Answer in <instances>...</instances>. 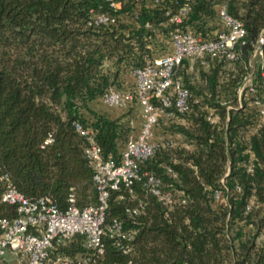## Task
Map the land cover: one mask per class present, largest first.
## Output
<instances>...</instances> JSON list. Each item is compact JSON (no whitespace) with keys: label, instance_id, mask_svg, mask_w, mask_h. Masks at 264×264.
<instances>
[{"label":"trees","instance_id":"1","mask_svg":"<svg viewBox=\"0 0 264 264\" xmlns=\"http://www.w3.org/2000/svg\"><path fill=\"white\" fill-rule=\"evenodd\" d=\"M117 1L118 9L107 0H0V171L29 198L47 194L63 207L73 192L79 206L96 202L93 168L83 153L87 139L74 121L93 131L105 157L119 159L129 117L90 102L111 85L133 86L132 69L163 49L171 26L165 8L175 6L173 0ZM221 1L193 0L184 23L210 34ZM225 2L246 28L238 57H209L206 66L183 60L177 73L189 89L190 109L159 117L157 136L173 143L140 164L175 200L164 203L139 182L132 193L111 189L105 220H121L131 236L105 234L104 250L95 254L75 235L51 254H67L74 264H264V123L252 102L264 95V42L253 70L255 92L245 86L238 100L264 25V0ZM91 8L125 12L126 19L93 27L86 23ZM207 108L217 113L215 123L205 118ZM216 187L224 188L225 202H214ZM139 201L138 212L129 213ZM15 213L0 200V217Z\"/></svg>","mask_w":264,"mask_h":264},{"label":"built area","instance_id":"2","mask_svg":"<svg viewBox=\"0 0 264 264\" xmlns=\"http://www.w3.org/2000/svg\"><path fill=\"white\" fill-rule=\"evenodd\" d=\"M107 1L113 9L120 8L119 1ZM161 1L151 0L153 5ZM192 3L193 0H173L175 7L165 8L171 26L165 34L163 49L148 57L142 66L132 69L133 86L119 88L111 85L101 96L102 102L109 107H127L133 102L140 106L141 121L138 125L128 116L129 128L119 159L105 157L93 131L74 121L75 129L87 139L83 153L93 168L92 179L97 189L95 203L79 206L73 192L68 194L63 207L47 194L29 198L10 181L7 172L0 171V200L13 204L16 211L13 217H0V264H74V259L67 254H51L53 246L66 243L75 235H82L83 244L95 254H101L104 250L103 235L129 238L132 233L124 229L121 220H105L111 189L124 186L132 193L134 183L139 182L146 193L155 195L162 202L171 204L175 200L174 191L164 187L160 177L142 169L140 164L158 146L173 143L171 136H157L155 128L159 117L167 120L190 109V92L177 69L184 59L190 65L197 62L203 66L208 64L209 57L235 60L239 54L237 43L246 34L242 20L227 11L225 0L217 4L216 27L210 34H203L184 23L192 10ZM138 10L139 7L133 10V17H137ZM126 14L91 8L86 23L93 27L118 24L126 19ZM263 42L264 25L254 42L251 56H261ZM249 64L251 66L250 59ZM245 86L254 94L252 69L238 89L239 101ZM252 102L257 105L259 123H264V95L263 98L256 95ZM230 107L231 104H228L227 108ZM204 115L211 123L218 120L213 108H207ZM51 140V136L46 139ZM248 169L252 170L251 164H248ZM223 189L216 187L212 190L215 203L225 202ZM235 190L239 191L240 187L236 185ZM252 204L250 199L245 204V211ZM141 205L142 201H139L137 206L128 207L127 211L136 213ZM89 258L86 256L85 259Z\"/></svg>","mask_w":264,"mask_h":264},{"label":"rangeland","instance_id":"3","mask_svg":"<svg viewBox=\"0 0 264 264\" xmlns=\"http://www.w3.org/2000/svg\"><path fill=\"white\" fill-rule=\"evenodd\" d=\"M259 58H256V56H251L250 63H251V69L254 70L256 67V64L258 63ZM90 105L98 109L100 111H107V112H120L124 113L126 116H131L133 118L134 124L138 125L141 121V115H140V106L138 103L133 102L130 106L127 107H109L105 105L101 100L100 101H91ZM85 111V110H84ZM86 112V111H85ZM182 138V136L179 137V139ZM262 240V237H258V241Z\"/></svg>","mask_w":264,"mask_h":264},{"label":"crops","instance_id":"4","mask_svg":"<svg viewBox=\"0 0 264 264\" xmlns=\"http://www.w3.org/2000/svg\"><path fill=\"white\" fill-rule=\"evenodd\" d=\"M118 113H120V112H115V113L113 112V115H117ZM128 116H129V115H128Z\"/></svg>","mask_w":264,"mask_h":264}]
</instances>
